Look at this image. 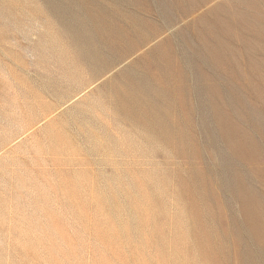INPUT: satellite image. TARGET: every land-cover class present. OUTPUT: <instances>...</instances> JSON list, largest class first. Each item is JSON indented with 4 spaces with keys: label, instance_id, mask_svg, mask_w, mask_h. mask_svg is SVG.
<instances>
[{
    "label": "rangeland",
    "instance_id": "1",
    "mask_svg": "<svg viewBox=\"0 0 264 264\" xmlns=\"http://www.w3.org/2000/svg\"><path fill=\"white\" fill-rule=\"evenodd\" d=\"M0 264H264V0H0Z\"/></svg>",
    "mask_w": 264,
    "mask_h": 264
}]
</instances>
